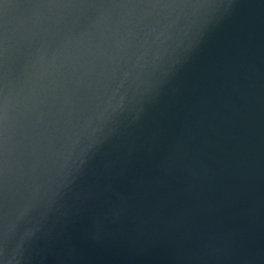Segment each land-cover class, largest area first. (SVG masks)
Instances as JSON below:
<instances>
[{"label": "water", "instance_id": "obj_1", "mask_svg": "<svg viewBox=\"0 0 264 264\" xmlns=\"http://www.w3.org/2000/svg\"><path fill=\"white\" fill-rule=\"evenodd\" d=\"M0 264H264V0H0Z\"/></svg>", "mask_w": 264, "mask_h": 264}]
</instances>
